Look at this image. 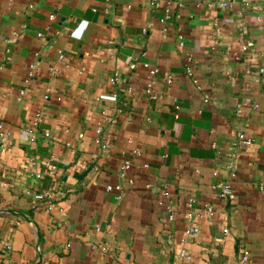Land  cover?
<instances>
[{
  "label": "crops",
  "instance_id": "1",
  "mask_svg": "<svg viewBox=\"0 0 264 264\" xmlns=\"http://www.w3.org/2000/svg\"><path fill=\"white\" fill-rule=\"evenodd\" d=\"M0 66V264H264V0H0Z\"/></svg>",
  "mask_w": 264,
  "mask_h": 264
},
{
  "label": "built area",
  "instance_id": "2",
  "mask_svg": "<svg viewBox=\"0 0 264 264\" xmlns=\"http://www.w3.org/2000/svg\"><path fill=\"white\" fill-rule=\"evenodd\" d=\"M33 7V3L31 2L29 4V8H32ZM169 17V4L166 5V9H165V15L163 18H161L160 20L161 21H165L166 18ZM50 20H54L55 18V15L54 14H51L49 16ZM39 35H42L41 33H39ZM180 45H182L183 43L180 42L179 43ZM246 47H244L243 49H245ZM60 57H63L62 53H59ZM143 66L147 69H150L151 73H156L158 71V69L156 67H150V65L146 62L143 63ZM33 66L31 65V68ZM1 66H0V70H1ZM187 72L188 74H191V69L190 67H187ZM32 75V71H30L28 73V76H31ZM115 80L112 79V82H114ZM152 81L151 83L147 86L146 88V91L148 93L151 94V97H155V94L152 90ZM132 88L131 87H127L126 91L128 92H131ZM24 91L21 90L20 91V95H23ZM204 101H208V97H204ZM237 112L240 111V108L237 107L236 109ZM42 120V113L40 110L36 111L35 113V118H34V125H36L38 122H40ZM45 135L48 136V133L45 132ZM7 133L1 128V125H0V151H1V148L5 145L6 141H7ZM33 138H31L32 140ZM238 141L240 144L242 145H248L252 142V138L251 137H248L246 136L245 134L243 133H239L238 134ZM106 143H103L102 144V147H105ZM45 166H46V169H47V173H49L50 175L52 176H55V177H58L60 176L61 174V171H60V168L58 167V165L52 163V162H46L45 163ZM125 167L128 168L129 167V163H126L125 164ZM37 177H40V174H37ZM9 183L6 182V181H1L0 182V187L1 186H7ZM108 190H113V189H116V190H120V185H107L106 187ZM219 188H220V192H219V195L220 197H224V198H228V199H231L234 197V193H233V189L231 187V184L228 183V182H224L222 184L219 185ZM33 197L34 199L38 202V204H40L41 202L43 201H48L50 198H51V192L47 191V190H43V189H37L34 193H33ZM192 201H193V198L190 199V202H189V205L191 206L192 205ZM205 208L207 211H209L210 213L213 212V207L211 205H209L208 203L205 204ZM170 210V209H169ZM187 217L190 219V220H195V217H196V214L192 211L188 212L187 213ZM168 218L171 220L173 219V213H170L168 215ZM224 231H227V229H225ZM198 232V227L193 225L189 228V230H187V233L190 234V235H195L197 234ZM4 247L6 249H9L10 246L5 244ZM104 249L106 247H103ZM182 254V253H181ZM248 261H249V252L246 250V249H243L242 252L240 253L239 255V263L240 264H248Z\"/></svg>",
  "mask_w": 264,
  "mask_h": 264
},
{
  "label": "water",
  "instance_id": "3",
  "mask_svg": "<svg viewBox=\"0 0 264 264\" xmlns=\"http://www.w3.org/2000/svg\"><path fill=\"white\" fill-rule=\"evenodd\" d=\"M88 171H89V170H87L86 173H87ZM84 174H85V173H84ZM84 174H83V175H84ZM79 176H82V175H79Z\"/></svg>",
  "mask_w": 264,
  "mask_h": 264
}]
</instances>
